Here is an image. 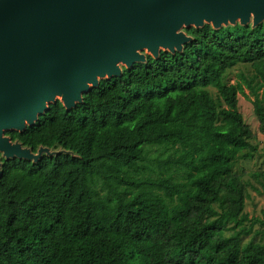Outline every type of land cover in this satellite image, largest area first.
<instances>
[{
  "label": "trees",
  "instance_id": "16d2710c",
  "mask_svg": "<svg viewBox=\"0 0 264 264\" xmlns=\"http://www.w3.org/2000/svg\"><path fill=\"white\" fill-rule=\"evenodd\" d=\"M184 31L182 51L147 54L76 108L58 100L6 133L61 153L2 159L0 264H264V218L245 212L264 170H233L258 152L245 89L264 134V23ZM241 65L254 74L231 84Z\"/></svg>",
  "mask_w": 264,
  "mask_h": 264
},
{
  "label": "water",
  "instance_id": "95a60500",
  "mask_svg": "<svg viewBox=\"0 0 264 264\" xmlns=\"http://www.w3.org/2000/svg\"><path fill=\"white\" fill-rule=\"evenodd\" d=\"M264 23V0H0V179L3 162L37 163L7 132L33 127L60 100L67 111L100 81L182 51L186 28Z\"/></svg>",
  "mask_w": 264,
  "mask_h": 264
},
{
  "label": "rangeland",
  "instance_id": "374dc122",
  "mask_svg": "<svg viewBox=\"0 0 264 264\" xmlns=\"http://www.w3.org/2000/svg\"><path fill=\"white\" fill-rule=\"evenodd\" d=\"M243 72L247 76H252L254 71L249 65H241L235 67L229 72L228 79L231 84L238 81L239 74ZM254 97L248 89H245L244 93L239 94V108L242 113L245 122L250 126L254 134V140L252 144L258 148V152L253 159L239 160L234 165V172L239 175H244L245 179L251 177V173L264 170V134L261 133L259 127V121L254 113L253 107ZM254 186H257L256 182ZM258 187V186H257ZM259 190H255L253 187H249V197L246 200L245 212H247L251 218L263 219L264 218V188L258 187ZM256 229H260L257 225ZM252 237H248L246 242ZM259 240V239H257Z\"/></svg>",
  "mask_w": 264,
  "mask_h": 264
}]
</instances>
